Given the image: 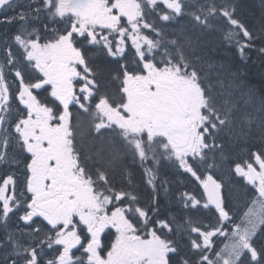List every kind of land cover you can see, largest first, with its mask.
<instances>
[{
  "label": "snow or ice",
  "instance_id": "snow-or-ice-1",
  "mask_svg": "<svg viewBox=\"0 0 264 264\" xmlns=\"http://www.w3.org/2000/svg\"><path fill=\"white\" fill-rule=\"evenodd\" d=\"M14 22L0 38V264H264V84L257 96L209 55L219 31L241 61L255 49L264 63V16L256 31L235 0H27L0 20ZM94 56L119 65L110 81ZM168 168L198 185L179 193V218L161 216Z\"/></svg>",
  "mask_w": 264,
  "mask_h": 264
},
{
  "label": "trees",
  "instance_id": "trees-1",
  "mask_svg": "<svg viewBox=\"0 0 264 264\" xmlns=\"http://www.w3.org/2000/svg\"><path fill=\"white\" fill-rule=\"evenodd\" d=\"M238 4V14L241 19H243L247 24L253 27L256 31H259L260 21L262 16H264V6H262L261 0H235ZM209 39L212 41L211 48L209 49V55L212 62L217 66L223 64L226 68L230 67L233 70L239 69L243 76L242 78L246 81L249 87H254L257 90V96H259V90L261 85L264 84V63H262V57L256 52L255 49L248 53L247 61H241L239 53L235 47L228 46L222 39L221 33L219 31L214 32ZM257 47H259V42H257ZM97 63L105 69V80L110 81L111 76L109 73H114L118 69V64L108 57H96ZM127 63L132 65V57L127 54ZM218 70V69H214ZM110 90L115 94L116 88L118 87V82H111L109 84ZM239 95V94H237ZM259 99H254L250 104H244L243 100L239 104L238 116H242L245 111L252 112L253 107H258ZM87 119V118H85ZM89 127H84L80 132V138H83L85 144L90 143L88 138ZM83 134V136H81ZM227 140V137L225 138ZM256 145L259 146V140L257 138ZM239 152V149H237ZM233 158H236L235 156ZM128 172L131 173V179L135 185L137 191L141 195V204H144L148 193L151 191L150 188L144 182L143 170L138 164L128 163ZM165 175L161 176V179H167L169 181V197L166 198L163 193L160 197L161 205V216L170 218L171 216H176L177 218L185 211L182 209L177 201V197L180 192L191 191L193 194L199 195V190L196 184H194L189 177L182 174L176 168L174 170L165 169ZM223 174V179L227 182L229 173L226 169H222L217 173ZM110 177H114V186L116 188L127 187L129 176L127 173L121 172L120 170L110 173ZM230 187L237 190L239 185H230ZM227 191V189L225 190ZM235 200V199H234ZM233 200V201H234ZM200 219L207 222V218L204 215L199 217Z\"/></svg>",
  "mask_w": 264,
  "mask_h": 264
},
{
  "label": "flooded vegetation",
  "instance_id": "flooded-vegetation-1",
  "mask_svg": "<svg viewBox=\"0 0 264 264\" xmlns=\"http://www.w3.org/2000/svg\"><path fill=\"white\" fill-rule=\"evenodd\" d=\"M26 3H27V0H17L18 7L15 10L0 11V20H2L5 15L12 16L16 12L22 11L24 9V5ZM41 20L43 21L44 18L42 17ZM33 23L35 24V26L40 27V22H35L34 21ZM17 26H18V22H14L13 24L0 23V38H4L6 36L8 38H11V36L13 35V33H15L17 31ZM41 32H42V35H44L42 29H41ZM46 35L47 36H50L51 33L49 32ZM126 56L124 57L125 60L123 62H126L127 63ZM2 58H3L2 52H0V59H2ZM94 58H96V56H94ZM73 111H75V109H73ZM86 126L89 127V122H88L87 119H83V121L81 123L80 131H79L78 136H77L78 142L81 140V138H80V132ZM5 171H6V169H0V178L3 177V175L5 174ZM10 171L16 173V177H17L18 181H22L23 180V175H22V173H23V164L13 165L12 168L10 169ZM18 224L21 227H23L22 222L17 221L16 217L13 216L12 219L10 220V222H9L10 227L11 228H15ZM3 236H4V232H3L2 229H0V239H2ZM112 239H114V235H113ZM108 245L110 246V242H109Z\"/></svg>",
  "mask_w": 264,
  "mask_h": 264
},
{
  "label": "rangeland",
  "instance_id": "rangeland-1",
  "mask_svg": "<svg viewBox=\"0 0 264 264\" xmlns=\"http://www.w3.org/2000/svg\"><path fill=\"white\" fill-rule=\"evenodd\" d=\"M126 55H127V54H126ZM108 58L112 59L111 57H108ZM126 58H127V56H126ZM124 60H125V59L122 58V59H121V62H123ZM219 176L223 178V174H219ZM237 179H239V178H237ZM233 190L235 191L234 188H233ZM233 200H234V198H232V202H233V204H235V200H234V201H233ZM205 211H206V210H205ZM222 242H223V238H220V240L217 241V243H218L219 246H222ZM106 243H109V241H106Z\"/></svg>",
  "mask_w": 264,
  "mask_h": 264
}]
</instances>
